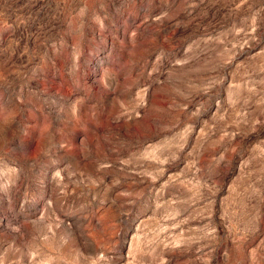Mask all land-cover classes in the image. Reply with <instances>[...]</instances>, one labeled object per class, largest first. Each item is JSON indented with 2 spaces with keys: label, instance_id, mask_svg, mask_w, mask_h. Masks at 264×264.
Returning a JSON list of instances; mask_svg holds the SVG:
<instances>
[{
  "label": "rangeland",
  "instance_id": "rangeland-1",
  "mask_svg": "<svg viewBox=\"0 0 264 264\" xmlns=\"http://www.w3.org/2000/svg\"><path fill=\"white\" fill-rule=\"evenodd\" d=\"M0 264H264V0H0Z\"/></svg>",
  "mask_w": 264,
  "mask_h": 264
}]
</instances>
